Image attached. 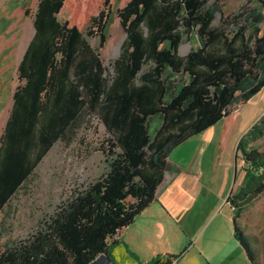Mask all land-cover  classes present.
Instances as JSON below:
<instances>
[{
  "label": "trees",
  "instance_id": "trees-1",
  "mask_svg": "<svg viewBox=\"0 0 264 264\" xmlns=\"http://www.w3.org/2000/svg\"><path fill=\"white\" fill-rule=\"evenodd\" d=\"M220 2L130 0L118 11L128 36L109 79L101 48L110 0L38 1L0 140V213L84 115L99 117L110 133L107 168L27 236L0 247V264H118L116 236L156 199L171 152L264 88V0L254 1L243 23L216 25ZM185 35L192 47L182 55ZM263 135L264 116L238 143L245 180L227 199L236 208L234 235L254 264L257 254L237 218L264 192V151L250 144Z\"/></svg>",
  "mask_w": 264,
  "mask_h": 264
},
{
  "label": "rangeland",
  "instance_id": "rangeland-1",
  "mask_svg": "<svg viewBox=\"0 0 264 264\" xmlns=\"http://www.w3.org/2000/svg\"><path fill=\"white\" fill-rule=\"evenodd\" d=\"M38 1L0 0V140L13 105V94L20 84L18 66L35 32L33 20ZM129 1L110 0L111 17L107 42L101 48L109 79L114 74V62L119 56V47L126 36L118 11ZM254 1L221 0L222 10L216 13L213 23L216 25L243 23L245 13L254 6ZM213 3L215 0H208L209 5ZM91 41L94 46L99 45L98 37L92 38ZM191 47L192 44L185 35L180 53L188 54ZM262 116L264 88L250 101L238 105L232 114L213 126L215 136L213 143L206 146L207 152L201 165L202 178L209 186L216 188L220 186L226 197L222 200L214 196L199 212L197 223L186 239L188 243L193 244L183 264H205L199 257L198 245L194 247V244L200 240L202 232V230L199 232L200 229L211 223L210 229L219 232L217 242L224 243V247L227 248L225 254L229 257L224 260L226 264L228 262L253 264L246 255L245 257L244 254L236 255L228 243L229 234L232 237L234 235L232 212L236 208H232V203L226 200L240 190L245 180V158L243 151L237 148L238 143ZM109 137L110 133L99 117L84 115L66 137L54 144L26 184L0 213V247L8 240L27 236L43 218L53 213L58 205L106 171L104 146ZM200 140V136L194 137L176 147L171 154L187 157L188 153H192L198 147ZM250 144L264 151V135L251 140ZM201 145L204 144L201 142ZM200 206L201 204L198 209ZM237 220L239 226L251 238L260 260L264 262V192L245 205ZM210 237V241L215 240L212 239L211 231H208L199 241V245L206 243ZM184 248L185 246L182 250H185ZM209 262L214 264L215 259L212 258Z\"/></svg>",
  "mask_w": 264,
  "mask_h": 264
},
{
  "label": "crops",
  "instance_id": "crops-1",
  "mask_svg": "<svg viewBox=\"0 0 264 264\" xmlns=\"http://www.w3.org/2000/svg\"><path fill=\"white\" fill-rule=\"evenodd\" d=\"M199 136L201 140L198 147L192 153L187 151V157L174 156V153L169 156L165 178L158 186L156 199L136 217L134 222L116 236L119 242L113 248V255L118 264H145L157 256H162L161 262H165L168 255H181L174 259L172 264H183L193 244V242L188 243L186 239L197 223L199 212L214 196L222 200L226 197V193L224 194L220 186L217 188L209 186L208 182L202 178L201 165L207 152L206 146L213 143L215 136L213 126L194 137ZM201 142L204 145H201ZM199 204H201L200 209H198ZM233 215L232 212V220ZM211 225L212 223L207 224L200 229L199 232L202 230L200 240L208 231H211L212 239L215 240L210 241V237L201 245L198 240L194 247L198 245L199 257L205 264H210L209 261L212 258L215 259L214 264H226L224 260L229 257L225 254L227 248L224 247V243L217 242L219 232L216 229H210ZM233 237L229 234L228 243L234 253L248 257L240 241L235 235ZM184 246L185 248L188 246L185 251L182 250ZM93 264L110 263L101 258ZM256 264H264L258 254Z\"/></svg>",
  "mask_w": 264,
  "mask_h": 264
},
{
  "label": "water",
  "instance_id": "water-1",
  "mask_svg": "<svg viewBox=\"0 0 264 264\" xmlns=\"http://www.w3.org/2000/svg\"><path fill=\"white\" fill-rule=\"evenodd\" d=\"M127 36H128V34L126 33V36H125V38H124V41L126 40ZM124 41L122 42V44H121L120 47H119V54H120V52H121V48H122V45H123ZM108 262H109V260H108ZM109 263H110V262H109Z\"/></svg>",
  "mask_w": 264,
  "mask_h": 264
}]
</instances>
